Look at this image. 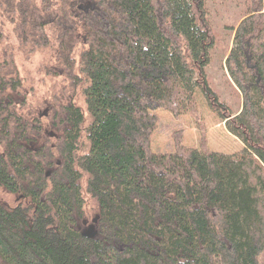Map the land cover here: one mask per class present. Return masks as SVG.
Instances as JSON below:
<instances>
[{"label":"trees","instance_id":"trees-1","mask_svg":"<svg viewBox=\"0 0 264 264\" xmlns=\"http://www.w3.org/2000/svg\"><path fill=\"white\" fill-rule=\"evenodd\" d=\"M0 12L28 54L50 47L41 13H54L66 82L29 123L7 98L17 60L0 51V264H264V0H249L232 47L204 0H5ZM216 46L236 115L206 80ZM197 90L243 151L210 152L199 125L200 149L180 133L174 153L154 154V112L194 114Z\"/></svg>","mask_w":264,"mask_h":264},{"label":"rangeland","instance_id":"rangeland-1","mask_svg":"<svg viewBox=\"0 0 264 264\" xmlns=\"http://www.w3.org/2000/svg\"><path fill=\"white\" fill-rule=\"evenodd\" d=\"M4 2L5 0H0V4H4ZM204 4L208 19L218 37L226 45L232 47L234 31L231 28L246 16L249 0H204ZM39 7H41L40 4ZM42 13L41 16L46 22V31L50 36L51 45L48 48L28 54V51L20 45L13 24H9L7 19L1 17L0 12L1 33L6 37L5 46L0 47V51L6 48L9 53L14 55L22 83L15 91L7 92V98L19 104L20 102L25 103L20 114L29 123H34L35 118L48 115L50 106L53 104L54 94L60 97V89L66 83L63 80V71L56 62L57 43L50 25L54 13ZM225 58L226 54L219 46L211 51L209 63L205 68L206 80L224 107L236 115L241 110L242 98L226 71ZM195 96L196 110L194 114L183 113L176 117L164 109L154 112L158 121L157 128L151 138L152 152L154 154L174 153L177 148L176 136L180 133L182 134L180 144L182 147L200 149L202 132L199 125H202L204 127V141L210 152L223 155L241 153L245 146L228 131L222 118L212 110L210 102L198 90ZM194 115L199 118L195 119ZM42 131L44 136L53 135L54 132L44 119ZM43 142L44 140L40 138L29 146L37 148ZM97 218L96 213H91L88 216V220L84 224L86 235L91 236L93 234V227Z\"/></svg>","mask_w":264,"mask_h":264}]
</instances>
